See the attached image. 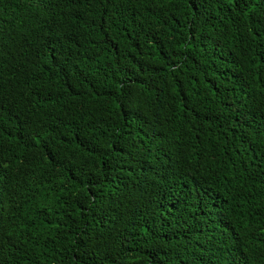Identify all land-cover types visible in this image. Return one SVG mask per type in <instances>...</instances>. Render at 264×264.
<instances>
[{
  "label": "trees",
  "instance_id": "obj_1",
  "mask_svg": "<svg viewBox=\"0 0 264 264\" xmlns=\"http://www.w3.org/2000/svg\"><path fill=\"white\" fill-rule=\"evenodd\" d=\"M0 264H264V0H0Z\"/></svg>",
  "mask_w": 264,
  "mask_h": 264
}]
</instances>
